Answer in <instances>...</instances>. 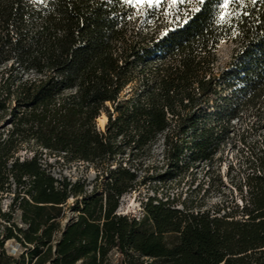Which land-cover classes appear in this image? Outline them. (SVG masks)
I'll list each match as a JSON object with an SVG mask.
<instances>
[{"label":"trees","instance_id":"1","mask_svg":"<svg viewBox=\"0 0 264 264\" xmlns=\"http://www.w3.org/2000/svg\"><path fill=\"white\" fill-rule=\"evenodd\" d=\"M218 4L0 0V264H264V155L241 218L157 198L139 219L118 214L160 137L167 160L210 162L233 122H264V2L230 26ZM224 41L235 49L218 72ZM45 151L94 165L103 184L56 177Z\"/></svg>","mask_w":264,"mask_h":264},{"label":"rangeland","instance_id":"2","mask_svg":"<svg viewBox=\"0 0 264 264\" xmlns=\"http://www.w3.org/2000/svg\"><path fill=\"white\" fill-rule=\"evenodd\" d=\"M235 49L232 41H224L217 50V71L223 70L231 60ZM129 89L123 93L124 100L130 98ZM111 107V105H110ZM253 112L248 113L240 121L233 122V127L226 131L220 141L218 151L210 162H195L186 155L176 164L167 160L164 155L163 137L152 146L146 158V170L141 173L140 185L128 192L121 200L118 214L142 217L144 206L150 198L169 200L179 208L187 205L192 210L220 212L219 216L234 215L241 218L247 198L246 177L251 166L258 157L264 155V122L254 119ZM107 123V122H106ZM98 121V127L105 130ZM43 159L52 173L58 178H66L71 182L87 184L89 191L102 185L96 167L86 162H69L61 157L45 151ZM23 153V156H26ZM104 182V181H103ZM13 193L3 196L1 206L9 210ZM72 202V201H70ZM66 219L74 217V213L66 209ZM22 223L20 216L17 218ZM10 254L18 255V245L7 246ZM118 256L111 254V261L116 263Z\"/></svg>","mask_w":264,"mask_h":264},{"label":"snow or ice","instance_id":"3","mask_svg":"<svg viewBox=\"0 0 264 264\" xmlns=\"http://www.w3.org/2000/svg\"><path fill=\"white\" fill-rule=\"evenodd\" d=\"M41 3L44 0H40ZM206 0H122V3L126 6L134 8L137 12H142L145 9H160L164 4H167L170 8H176L177 5H191V13H199L201 6L204 5ZM258 0H219L217 6V16L215 23L221 26H230L232 20L239 19V9L247 8L248 5H255ZM264 2V0H260ZM187 15V13H185ZM244 16L248 15L247 11L243 12ZM185 23L187 20L184 21Z\"/></svg>","mask_w":264,"mask_h":264},{"label":"bare ground","instance_id":"4","mask_svg":"<svg viewBox=\"0 0 264 264\" xmlns=\"http://www.w3.org/2000/svg\"><path fill=\"white\" fill-rule=\"evenodd\" d=\"M98 121L100 122V125H101V126H104V125L106 124V122L108 121V118H107V116L104 114V115H102V116L99 118Z\"/></svg>","mask_w":264,"mask_h":264}]
</instances>
